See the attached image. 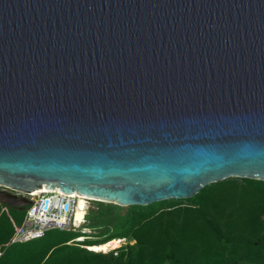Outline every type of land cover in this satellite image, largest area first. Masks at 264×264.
<instances>
[{
	"label": "water",
	"instance_id": "obj_1",
	"mask_svg": "<svg viewBox=\"0 0 264 264\" xmlns=\"http://www.w3.org/2000/svg\"><path fill=\"white\" fill-rule=\"evenodd\" d=\"M231 177L264 181V0H0V202Z\"/></svg>",
	"mask_w": 264,
	"mask_h": 264
},
{
	"label": "trees",
	"instance_id": "obj_2",
	"mask_svg": "<svg viewBox=\"0 0 264 264\" xmlns=\"http://www.w3.org/2000/svg\"><path fill=\"white\" fill-rule=\"evenodd\" d=\"M20 211L0 202V264H264L263 180L231 177L187 199L128 206L113 229L96 237L56 229L12 243ZM80 237L86 241L71 242ZM123 237L135 243L117 256L90 249Z\"/></svg>",
	"mask_w": 264,
	"mask_h": 264
},
{
	"label": "built area",
	"instance_id": "obj_3",
	"mask_svg": "<svg viewBox=\"0 0 264 264\" xmlns=\"http://www.w3.org/2000/svg\"><path fill=\"white\" fill-rule=\"evenodd\" d=\"M16 194L24 195L31 200V204L22 208L24 211L23 218L20 226L11 239L12 243L37 239L44 236L47 232L56 229L82 231L86 229L83 224L87 223L88 220V206L83 221L80 222L76 218L78 201L81 195L65 193L58 187L54 190L44 188L37 189L30 193L16 192ZM85 199L87 203H89L90 199ZM121 239H123V241L119 246L102 252L108 253L112 251L113 254L117 256L121 247L135 243L134 239L126 237ZM76 240H78V238L73 239L71 242Z\"/></svg>",
	"mask_w": 264,
	"mask_h": 264
},
{
	"label": "rangeland",
	"instance_id": "obj_4",
	"mask_svg": "<svg viewBox=\"0 0 264 264\" xmlns=\"http://www.w3.org/2000/svg\"><path fill=\"white\" fill-rule=\"evenodd\" d=\"M177 200V199H175ZM174 201V200H169ZM128 206H122L114 203H101L99 201L90 200L88 203V215H87V223H84L83 226H89L91 232H86L85 234H91V236L86 237H96V235L100 234L102 231L107 229H113V225L119 221V218L116 217L118 214L123 213ZM24 211H20V214H23ZM109 216H114V220L109 224L94 227L97 225L96 222H101L102 220L106 219ZM102 252V251H101ZM104 253V252H102Z\"/></svg>",
	"mask_w": 264,
	"mask_h": 264
},
{
	"label": "bare ground",
	"instance_id": "obj_5",
	"mask_svg": "<svg viewBox=\"0 0 264 264\" xmlns=\"http://www.w3.org/2000/svg\"><path fill=\"white\" fill-rule=\"evenodd\" d=\"M42 189H44V188H42ZM85 198L86 197H82L81 196L79 201H78V206H77V211H76V218L80 222L83 221V218L85 216L86 209H87V206H88L87 200ZM85 231L86 232H91L90 229H85ZM82 240H85V238L84 237H80L78 239V241H80V242ZM122 241H123V239H116L114 241H111V242H108V243H105V244L91 246L90 249H92L94 251H97V252H99V251H108L110 248L119 246Z\"/></svg>",
	"mask_w": 264,
	"mask_h": 264
}]
</instances>
